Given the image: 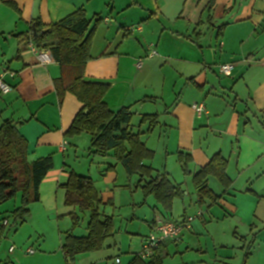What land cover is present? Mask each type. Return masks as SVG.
Instances as JSON below:
<instances>
[{"label":"crops","instance_id":"0c3cea01","mask_svg":"<svg viewBox=\"0 0 264 264\" xmlns=\"http://www.w3.org/2000/svg\"><path fill=\"white\" fill-rule=\"evenodd\" d=\"M80 8L88 17L101 21L93 38L85 80L109 83L104 99L106 105L113 111L130 107L133 118L136 115L141 118L140 125L132 129L141 131L142 142L154 151V158L145 162L154 170L152 178L167 172L169 180L183 188V182L173 180L168 167L170 160L177 157L179 163V153L192 155L188 169L194 175L220 153L229 162L228 176L232 185L226 192L223 187L221 192L214 191L222 196L217 204L210 206L207 201V210L205 206L200 208L196 201L192 204L190 194H195L194 190L187 192L186 198L178 197L170 212L163 210L155 199L149 217L138 215V209L147 199L141 203L134 195L125 199L120 195L132 194L133 182L142 188L150 179L141 181L139 174L129 176L113 152L107 155L95 152L89 134L66 138L64 134L82 103L70 93L60 100L54 81L60 78L61 68L53 55L48 50L37 49L34 44L18 55L16 36L29 33L32 22L38 18L45 24L57 23ZM94 22L95 19L92 24ZM140 60L142 66L138 65ZM225 64L233 68L225 75L220 74L219 67ZM2 74L12 90L0 91V128L5 121L19 125L21 135L28 142L29 162L48 156L55 162L54 169L40 186L39 202H44L50 194L65 191L62 185L74 172L93 180L102 199L103 219L113 218L114 225L117 216V220L123 221L118 229L115 225L113 236L107 238L100 251L78 255L74 260L62 251L67 234L88 235L89 216L81 224L80 233H75V229L60 235L59 246L40 247L39 252L29 254L34 256L32 258L19 256L13 253L15 250L10 252V246L8 254L0 256V264H107V259L113 258L116 263L119 258L112 256L116 249L132 255L129 264L136 257L148 262L140 256L141 248L155 223L179 222L200 210L205 212L199 220L194 219L178 241L166 242L163 254L167 257L197 250L202 255H197L194 262L183 263L236 264L233 257L236 253L219 257L218 252L214 260L206 252L209 253L213 246L218 249L231 243L241 246L237 244L236 231L232 236L225 233L227 229L224 228L228 219H236L238 208L231 205L230 212L225 213L217 210V205L223 203L226 196H234L236 191L260 195L253 186V176L264 172V0H0ZM200 103L205 110L199 116L193 105ZM147 114L159 117L157 126L150 132L148 122L141 124L142 117ZM210 134L212 146L207 143ZM162 151L166 164L158 169L155 160ZM234 163L236 176L231 175ZM179 166L182 169L180 163ZM238 184L242 185L240 190H237ZM125 206L126 212L133 211L131 218L124 213ZM16 209L18 207L13 211ZM254 219L258 227L262 225L264 229V220ZM124 220L125 235L122 234ZM144 223L148 228L146 235L141 234L145 233ZM127 237L131 238L129 242ZM136 239L139 248L134 252L132 244ZM201 239L205 251L199 247ZM244 257L243 264H252L253 254ZM121 263L120 260L116 264Z\"/></svg>","mask_w":264,"mask_h":264},{"label":"trees","instance_id":"16d2710c","mask_svg":"<svg viewBox=\"0 0 264 264\" xmlns=\"http://www.w3.org/2000/svg\"><path fill=\"white\" fill-rule=\"evenodd\" d=\"M94 19L95 22L92 24ZM100 22L97 17H88L83 8L57 23L45 24L38 18L32 22L29 33L16 36L19 44L18 55L27 50L31 44H34L37 49L48 50L53 55L61 68L60 78L54 81L60 100L63 101L66 94L70 93L82 103V108L64 134L66 138L80 136L81 133L89 134L91 147L95 152L102 155L113 152L115 159L124 166L129 176L139 174L141 181L149 178L150 180L145 181V185L142 186L144 196H153L163 210L170 212L174 201L185 193L182 185L172 183L167 172L152 178L154 170L145 162L154 158V151L148 149L142 142L141 131H133L134 118L131 108L122 107L118 111H113L104 102L110 84L91 83L85 80L86 66L92 57L90 53L93 38ZM142 118L141 124L149 123V132L159 122L157 115L147 114ZM178 156L184 173L190 174L188 165L192 162V155L179 153ZM228 164V160L222 154L216 153L202 169L193 175L192 182L198 197L197 205L200 208L207 201L211 206L217 204L222 198L210 188L209 178L219 181L224 192L230 189L232 180L228 176ZM54 166L55 162L51 156L29 162L28 142L21 135L19 125L10 121L3 123L0 128V205L21 193L22 204L12 213L16 223H23L30 217L31 203L40 201V186ZM62 188L66 191L64 201L67 206L78 207L82 212L90 213L87 224L88 235L78 237L67 234L62 246L63 254L74 260L78 255L100 251L107 238L113 236L115 225L113 218L106 216L103 219V214L100 212L102 199L93 180L71 172L67 183L62 185ZM72 216L73 226H77L80 217L77 214ZM166 242L159 246L148 262H143L136 257L132 264L137 262L163 264L165 255L162 249Z\"/></svg>","mask_w":264,"mask_h":264},{"label":"rangeland","instance_id":"374dc122","mask_svg":"<svg viewBox=\"0 0 264 264\" xmlns=\"http://www.w3.org/2000/svg\"><path fill=\"white\" fill-rule=\"evenodd\" d=\"M157 112V111H153ZM140 117L138 115L134 116V120L132 122V128L135 127V129L140 125ZM245 120H243V123ZM136 132V130H134ZM256 130L253 131L255 133ZM167 137L163 136V139H166ZM207 143L212 146V136L209 135L207 139ZM206 144L205 146H207ZM165 153L162 151L157 155V158L155 160V165L158 169H161L164 164H166L165 160ZM177 158V157H176ZM175 158V160H176ZM170 160L168 162L169 169L172 171L173 180L176 179L178 182H183V190L184 198L187 197L185 195L187 192L191 193L194 192L195 186L194 182H192L193 174H185L184 171L180 168L179 163L177 160ZM236 161V160H235ZM254 163H251V165ZM260 165L261 164H257ZM234 167V170H232L231 175L236 176L235 174L237 172L235 163L232 165ZM253 186L254 188L260 192V195H254L249 193H240L236 191V194L234 196H226L224 198V202L221 204H218L216 209L223 211L225 213L230 212L231 205H234L238 208V215L235 220H229L226 221L224 224V228L227 229L225 233L231 234L233 236V232L236 231L238 236L237 244H240L241 246L238 247V245L234 246L232 243L228 244L226 248H216L213 246V249L211 248V245L209 244L208 248H211L209 250V253L206 252V255H211L215 260L218 256V252H220L219 257L222 256H229L233 255V253H236V255H233L234 259L236 260V264H243L245 261L244 255L249 256V253L253 254L252 264H264V229L262 228V225H259L257 223L258 221L254 218L257 217L264 220V172L258 176L254 177ZM210 181V187L213 191L221 192L222 186L219 181H216L214 178H209ZM242 185H237V190H240ZM132 189L133 193L130 192L124 193L120 195L121 198L124 197H133L136 198V201L143 202L144 199H147V202L144 206H141L140 209H138V212L136 214L138 215H148L150 216V213L153 211L154 208L155 198L153 196L145 197L142 191L141 187H137L136 183H132ZM136 193V194H135ZM64 190H60L57 195L50 194L48 197L45 198V201L43 202H33L31 203V215L30 218L23 223L17 224L14 221V217H12V211L21 206V193L19 192L18 195L8 201H5L4 204L0 205V256H6L8 254V249L10 246H14L16 249L13 253L19 254V256H25V258H32L34 256H31L26 253L28 249H32L33 251L39 252L40 247L47 248H55L56 245H60V235H62L64 232L68 230H75V233H80L82 230L81 224L84 222L85 218H88L90 216V213L88 211L82 212L78 207H69L66 205L64 201ZM126 195V196H125ZM192 196V204L198 200L197 193L195 191V194H190ZM58 196V199L56 198ZM190 200L191 197H188ZM125 199V198H124ZM128 200V199H127ZM191 204V205H192ZM205 210L206 204H204ZM125 206L124 213L129 214V218L133 216V211L126 212ZM194 208V207H192ZM196 209H198L196 207ZM112 210V209H110ZM200 210V209H199ZM205 210H201L205 212ZM76 212L80 217L79 224L77 226H73V216L69 213ZM118 212V211H117ZM119 213V212H118ZM137 215V216H138ZM193 215V213H192ZM190 215V216H192ZM141 216V217H143ZM124 217V216H123ZM118 216L115 219V225L117 229L120 227V223L123 220H117ZM126 219V218H125ZM143 219V218H142ZM150 219V218H149ZM8 220L9 225H6L4 227V222ZM117 220V221H116ZM196 220H199L198 218ZM256 224H255V223ZM142 224V223H141ZM140 224V225H141ZM145 224V223H144ZM123 233L125 235V229H126V220L123 222ZM254 225L256 226L254 228ZM223 226V225H222ZM236 228H235V227ZM143 227V225H142ZM252 229V230H251ZM148 230L147 225L145 224V229L143 227V231L145 233H141L146 235V231ZM253 231V233L251 232ZM148 235V234H147ZM128 238V242L131 239ZM133 238V237H132ZM135 239V238H134ZM140 239V238H138ZM138 239H136V242L133 241L132 251L136 252V249L139 244ZM232 239V238H229ZM201 244L199 247L204 248L205 246L203 239H201ZM229 243V242H228ZM243 245L245 246L243 248ZM233 247V248H232ZM235 247V248H234ZM124 250H122L123 252ZM127 251V250H126ZM201 253L197 252V250H193L190 252H185L184 254H175L172 256H165L164 257V264H184L183 262H194L196 260L197 255H200ZM118 257L121 260V264H129L130 258L132 255L126 254V253H120L117 251V249L112 253V256ZM202 255V254H201ZM236 256V257H235ZM218 257V258H219ZM233 259V261H234ZM244 259V260H243ZM239 260V261H237ZM107 264H116L115 258L113 259H107ZM220 264V263H218Z\"/></svg>","mask_w":264,"mask_h":264},{"label":"built area","instance_id":"2783aa9c","mask_svg":"<svg viewBox=\"0 0 264 264\" xmlns=\"http://www.w3.org/2000/svg\"><path fill=\"white\" fill-rule=\"evenodd\" d=\"M139 66H142V61L140 60L138 62ZM233 66L231 64H225L221 65L219 67L220 74H227L232 70ZM3 74L0 75V91L3 93L11 92L12 88L6 84L3 80ZM194 112L200 116L205 110V106L203 103L195 104L193 105ZM61 148V146H60ZM62 149V148H61ZM203 215V211H198L197 214L188 216L187 218H184L183 220L179 221L178 223H175L171 220H165V221H157L153 228V232L146 238L142 243L141 248V257L145 260L151 259L159 246L166 242L167 240H178L179 235L182 233L184 229H190L192 221L198 217H201ZM9 222L6 220L4 222V226L8 225ZM16 248L12 246L10 248V252H13ZM27 254H34V251L32 249H28L26 251ZM120 260L117 259L116 263H119Z\"/></svg>","mask_w":264,"mask_h":264},{"label":"water","instance_id":"95a60500","mask_svg":"<svg viewBox=\"0 0 264 264\" xmlns=\"http://www.w3.org/2000/svg\"><path fill=\"white\" fill-rule=\"evenodd\" d=\"M34 33H35V30H34Z\"/></svg>","mask_w":264,"mask_h":264}]
</instances>
